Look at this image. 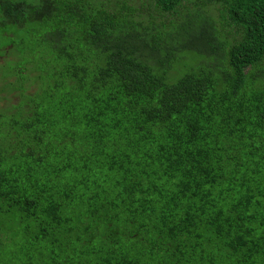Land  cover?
Listing matches in <instances>:
<instances>
[{"label": "trees", "instance_id": "1", "mask_svg": "<svg viewBox=\"0 0 264 264\" xmlns=\"http://www.w3.org/2000/svg\"><path fill=\"white\" fill-rule=\"evenodd\" d=\"M139 1L0 0V264H264V0Z\"/></svg>", "mask_w": 264, "mask_h": 264}, {"label": "rangeland", "instance_id": "2", "mask_svg": "<svg viewBox=\"0 0 264 264\" xmlns=\"http://www.w3.org/2000/svg\"><path fill=\"white\" fill-rule=\"evenodd\" d=\"M133 2L135 3V5H138L139 3H140V1L139 0H133ZM217 19H215V21H216ZM33 91V89H29V92H32ZM13 97H9V98H7V100H9L10 99V103H12V104H17L18 102H19V99H12ZM4 103V102H3Z\"/></svg>", "mask_w": 264, "mask_h": 264}, {"label": "flooded vegetation", "instance_id": "3", "mask_svg": "<svg viewBox=\"0 0 264 264\" xmlns=\"http://www.w3.org/2000/svg\"><path fill=\"white\" fill-rule=\"evenodd\" d=\"M3 56L2 55H0V63H1V61H3Z\"/></svg>", "mask_w": 264, "mask_h": 264}]
</instances>
